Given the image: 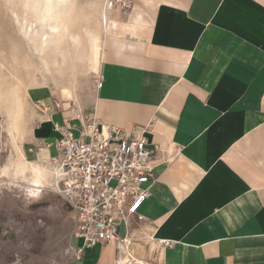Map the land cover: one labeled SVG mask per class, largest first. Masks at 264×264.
I'll return each mask as SVG.
<instances>
[{"label": "crops", "instance_id": "0c3cea01", "mask_svg": "<svg viewBox=\"0 0 264 264\" xmlns=\"http://www.w3.org/2000/svg\"><path fill=\"white\" fill-rule=\"evenodd\" d=\"M104 18L79 113L28 89L35 153L57 155L54 124L145 129L146 147H158L150 196L119 236L137 219L159 264H264V0H112Z\"/></svg>", "mask_w": 264, "mask_h": 264}, {"label": "rangeland", "instance_id": "374dc122", "mask_svg": "<svg viewBox=\"0 0 264 264\" xmlns=\"http://www.w3.org/2000/svg\"><path fill=\"white\" fill-rule=\"evenodd\" d=\"M110 4L112 0H0L3 129L15 116L13 139L3 144L0 139V264H129L127 252L132 264H159L160 246L137 219L131 221L128 243L109 245L101 261L77 259L74 249L81 240L72 237L75 219L55 192L52 173L43 177L45 188H27L36 179L34 167L53 171L35 153L39 149L31 140L39 110L29 100L28 89L48 88L70 103V110L80 112L90 98L96 37ZM42 16L44 20L37 21ZM39 95L31 92L30 98L35 101ZM124 244L126 250L120 247ZM98 249L89 252L96 256Z\"/></svg>", "mask_w": 264, "mask_h": 264}, {"label": "built area", "instance_id": "2783aa9c", "mask_svg": "<svg viewBox=\"0 0 264 264\" xmlns=\"http://www.w3.org/2000/svg\"><path fill=\"white\" fill-rule=\"evenodd\" d=\"M96 85H101L100 80ZM2 123L0 116V130ZM54 129L60 134L51 143L58 152L50 160L54 190L69 205L75 219L72 237L81 240L74 249L75 257L84 258L93 247L109 242L128 243L126 237L119 236L118 228L150 196L147 184L154 176L151 161L158 147H146L149 141L145 129L125 131L98 125L93 119L78 134L68 122L54 124ZM127 255L126 263L132 264V255Z\"/></svg>", "mask_w": 264, "mask_h": 264}, {"label": "bare ground", "instance_id": "6f19581e", "mask_svg": "<svg viewBox=\"0 0 264 264\" xmlns=\"http://www.w3.org/2000/svg\"><path fill=\"white\" fill-rule=\"evenodd\" d=\"M48 1H50V0H48ZM44 20V16H42V17H39L38 18V20L37 21H43ZM48 25H50V26H52L51 24H48ZM24 27V26H23ZM46 34H41V38L43 39V37H46L45 36ZM47 36H49V35H47ZM50 37V36H49ZM48 37V38H49ZM46 39V38H45ZM43 42H45V41H43ZM95 46V45H94ZM95 60V59H94ZM95 62V61H94ZM96 64V63H95ZM94 65V64H93ZM11 113V112H10ZM16 114V113H15ZM14 117L15 116H13V115H11L10 116V118L9 119H11V122H10V126H8L7 127V129H3V126H2V128H1V130H0V139H1V142H2V144H3V142H4V139L5 138H10V140L11 139H13V137H14V133H13V130H14V123H13V121L15 120L14 119ZM14 119V120H13ZM9 121V120H8ZM17 123V122H16ZM17 125V124H16ZM17 127V126H16ZM34 169V173H35V176H36V179L32 182V183H29V185H28V189L29 190H31V191H38L40 188H45V182H44V176L46 175V173L47 174H49V173H52V175H53V179L55 178V176H54V172L53 171H51V170H47V169H45V170H41L40 168H37V167H34L33 168ZM127 241H128V239H126ZM123 250H126V248H127V246L126 245H121L120 246Z\"/></svg>", "mask_w": 264, "mask_h": 264}]
</instances>
